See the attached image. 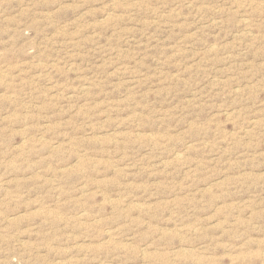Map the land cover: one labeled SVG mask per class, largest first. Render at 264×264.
Wrapping results in <instances>:
<instances>
[{
	"label": "rangeland",
	"instance_id": "374dc122",
	"mask_svg": "<svg viewBox=\"0 0 264 264\" xmlns=\"http://www.w3.org/2000/svg\"><path fill=\"white\" fill-rule=\"evenodd\" d=\"M0 264H264V0H0Z\"/></svg>",
	"mask_w": 264,
	"mask_h": 264
}]
</instances>
